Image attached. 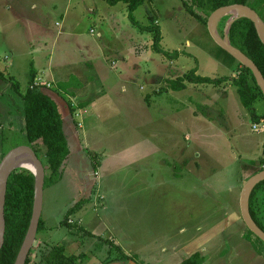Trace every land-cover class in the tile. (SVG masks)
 I'll use <instances>...</instances> for the list:
<instances>
[{
  "label": "rangeland",
  "instance_id": "rangeland-1",
  "mask_svg": "<svg viewBox=\"0 0 264 264\" xmlns=\"http://www.w3.org/2000/svg\"><path fill=\"white\" fill-rule=\"evenodd\" d=\"M8 1L11 5L0 0V159L25 142L22 102L14 86L18 84L22 93L27 87L38 86L44 92L50 88L28 83L31 70L47 66L44 56L33 51L39 46L38 36L46 40L42 53L53 50L54 58L64 43L60 37L55 46L61 28L55 21L78 29L80 23L83 35L103 46L99 58L111 83L105 94L84 106L78 131L81 136L85 130L86 141L81 139L80 150L63 163L59 179L43 186L40 218L45 222L36 233L31 257L37 258L41 245L61 243L67 253L84 254L79 264H103L107 255L116 253L112 240L135 250L139 255L132 256L139 264L144 258L149 264H177L179 256L171 251L191 239L186 234L196 222L198 233L205 232L204 264L214 259L238 264V249L252 245L241 239L236 225L221 232L215 224L224 210L236 209L240 216L241 187L263 168L257 160L263 154L264 119L251 120L230 82L166 88L167 79L192 68L203 76H236L237 60L219 50L207 26L186 11L182 0H143L133 11L139 25L128 20L122 1L114 5L106 0ZM33 3L50 15L39 13ZM114 14L116 21L110 17ZM141 24L159 26L160 47L177 51V58L154 51L152 33ZM70 35L71 29L63 34L68 41ZM164 88L167 91H161ZM253 105L259 115L264 113L263 98ZM37 146L44 161L45 147ZM96 152H102V158ZM97 162L100 166L93 171ZM259 196L256 217L264 227V190ZM80 199L86 200L67 217L73 226L63 224L67 210ZM180 224L186 231L179 238L173 233ZM75 225L93 234L76 232ZM257 246L264 248V243Z\"/></svg>",
  "mask_w": 264,
  "mask_h": 264
},
{
  "label": "trees",
  "instance_id": "trees-1",
  "mask_svg": "<svg viewBox=\"0 0 264 264\" xmlns=\"http://www.w3.org/2000/svg\"><path fill=\"white\" fill-rule=\"evenodd\" d=\"M109 4H115L119 1L126 3L127 15L129 20L138 24L134 18L133 11L143 2V0H106ZM242 3L253 8L262 21L264 22V0H182V4L186 11L196 20L206 25L208 15L215 8L232 4ZM229 15L222 16L218 21L219 34L222 36V27L225 25ZM220 24V25H219ZM139 25V24H138ZM221 26V27H220ZM141 29L152 33L151 48L159 53L165 54L170 58H177L178 52H168L160 47V28L156 24L140 25ZM228 39L230 43L240 49L248 56L259 68L264 77V44L260 41L252 21L246 17L236 18L230 25L228 30ZM219 50L224 52L227 57L236 60L233 56L219 47ZM237 75L232 77H209L196 73V69L192 68L185 71L181 75L166 80V84L172 90H181L186 87L187 83L193 84H211L213 86L224 82L232 83L237 90L242 105L249 111L250 118L253 122H258L264 119V113L259 115L254 108V102L257 99L263 98L259 86L256 83L252 71L246 66L237 61ZM31 82L34 78V72L30 71ZM0 78L3 74L0 71ZM74 77H72L73 79ZM71 79V81H72ZM71 81L58 82L57 88L68 87L72 84ZM14 91L18 93V97L22 102V116L25 142L32 147L37 156L40 151L37 144H42L45 147L44 161H42L45 169L44 185L46 182L53 183L57 181L61 174V167L66 159L69 149L67 140L62 129L61 114L58 110L56 102L40 87H27L21 93L17 84L14 86ZM165 89V88H164ZM55 91L57 89H54ZM161 90V89H159ZM5 154V153H4ZM2 154L1 156H3ZM40 158V157H39ZM41 159V158H40ZM259 166L264 167V148L263 154L257 160ZM264 190V180L255 185L250 193L248 200V209L251 217L256 224L264 230V227L257 219L258 206L260 203V192ZM34 193V174L26 168H16L12 171L7 180L5 204H4V219L5 233L2 247L0 248V264H13L24 239L29 219L31 216V208ZM85 199L76 201L66 212L63 224L73 226L67 222V217L75 209L79 208ZM260 208V207H259ZM43 226V221L39 219L38 229ZM76 232L81 231L83 234L92 235L79 225H75ZM244 237L251 242L256 248L257 242H263L255 236L247 227ZM254 237V238H253ZM109 242V241H107ZM264 243V242H263ZM110 246L115 249V255H107L102 261L103 264L111 261H119V264H139L136 259L123 251L120 245L111 243ZM33 249V248H32ZM32 249H30L25 264H79V261L84 254L67 253L65 246L61 243L53 245H41L37 249V258L31 257ZM202 257L198 252L193 253L180 264H200Z\"/></svg>",
  "mask_w": 264,
  "mask_h": 264
},
{
  "label": "crops",
  "instance_id": "crops-1",
  "mask_svg": "<svg viewBox=\"0 0 264 264\" xmlns=\"http://www.w3.org/2000/svg\"><path fill=\"white\" fill-rule=\"evenodd\" d=\"M7 2L8 4L11 5V3L8 0ZM71 3H72V0H71ZM111 5H114V4H111ZM32 6L37 7L39 13L50 15L49 12L51 11L48 12V11L39 10L40 5L37 6L33 3ZM125 6H126V3H125ZM124 16L125 15L123 13V17ZM126 16L128 18L127 7H126ZM110 17L112 18V20L116 21V18H114L116 17L115 14L111 15ZM54 24L56 26L61 27L57 30L55 38H54L56 42L55 46L60 37H62V40L64 41V43L60 44L59 47H57V50H56L57 55L54 58L53 50H51V52H48V53L45 52V54L42 53V50L45 47L42 44L46 40L42 35L38 36L37 41H38L39 46L33 49V51L44 56V58L47 61V66L46 68L38 72L36 70V72H34V78L32 82L30 81L31 80L30 79L28 84L37 83V84H45V85L49 84L50 85V88L49 87H48L49 89L45 88V90H46V93L49 94V96H51V98L57 103L58 110L61 114L62 129L66 137L67 145L69 149V153L66 157L67 159L72 152H78L80 150L82 140L86 141L85 130L82 131L81 136L78 131V129H81V126H82L79 118L85 112L83 110L84 106H86V104H89L95 101L96 98L100 94H105L106 93L105 88L108 86V84H111V83L109 81L110 74L102 70L101 61L99 58L101 56L103 57L102 51H101L103 46L101 45L99 46L98 44H96V41H95L96 39H92L90 37L88 38L85 35H83L82 29L80 28V23L78 24L79 29L76 28V26L73 28L66 27L63 22L55 21ZM114 25L116 27H119L116 22H114ZM144 25H147V24H144ZM43 27H44V23H43ZM68 29L72 30V35H70L72 37L70 39L71 41H68L67 37L63 36V34H65L66 30ZM87 31L92 34L93 29L89 28ZM96 35L101 36V33L97 32ZM53 45L54 44H52V46ZM95 60H98V61L95 62ZM112 63L113 61L111 62V64ZM112 65L114 66V64ZM72 77L74 78L72 79ZM103 79L104 80L106 79L105 82H103ZM67 81H71L72 84L66 88L64 87L57 88L58 82H67ZM54 89H57V90L55 91ZM161 91H167V90L165 88V89H162ZM16 95L18 96V93ZM116 133L117 132H115L113 135H115ZM96 153H98L99 155L101 154L100 156L102 158V152H96ZM66 159L64 160V162L66 161ZM100 160L101 159H98L99 162ZM99 162H97L96 166H94L95 169H93V171H96V167L100 166ZM126 165H129V164H126ZM61 170H62V167H61ZM89 173L90 171H88L87 174L89 177H91ZM87 183L88 182H86L85 184L86 187L89 186V184ZM43 202H44V198H42V207H43ZM218 206L219 205H217L216 207L213 206L212 212H214L215 209H218ZM191 221L192 219L188 220V222H191ZM43 222L45 221L43 220ZM243 223L244 222L241 218V215L239 216L237 214V210L235 209V211L229 210V212L226 210L222 211L221 217H219L215 225L219 228L221 232H226L230 227L236 225L237 229L239 230V235L241 236V239H243L244 242H246V245L249 244L251 246L252 245L251 242L244 237V234L246 231L243 232V227L246 228V225ZM196 225H197L196 222L194 224H191L190 225L191 228H189L191 234H186L188 238H191V239L188 240L183 247L181 246L182 248H177L171 251L173 255L176 254L177 256H179V260H177L178 261L177 264H180L182 260L186 259L187 257H189L190 255L196 252H198L199 255L202 257V261L200 264L205 263L204 254L202 253V250H204V248H202L203 240L201 237V235L205 234V232L203 231V234L198 233ZM193 228H194L195 234H192ZM185 231H186V227L182 228L180 224L178 226L177 233L174 232L173 236L177 234L178 237L180 238L181 233ZM198 235L201 237L199 240H198V237H199ZM111 242L114 243L112 240ZM118 245H120L123 251L127 254L134 255L135 257L136 255H139L135 250H129V249L124 248V246L121 243ZM162 249H164V247ZM243 250H244L243 248L238 249V251L240 252L239 253L240 261L238 262V264H264V248L259 247V246L255 248L252 245L251 247L246 248L244 251ZM161 251L163 253L166 252L165 250H161ZM139 258L141 261L143 260V257H139ZM144 259L145 260L143 264H149L148 259L147 258H144ZM172 260H170V263H172ZM226 263L229 264L228 260L226 261ZM212 264H219V263L217 259H214L212 261Z\"/></svg>",
  "mask_w": 264,
  "mask_h": 264
},
{
  "label": "water",
  "instance_id": "water-1",
  "mask_svg": "<svg viewBox=\"0 0 264 264\" xmlns=\"http://www.w3.org/2000/svg\"><path fill=\"white\" fill-rule=\"evenodd\" d=\"M226 14H231V16L226 20L223 35L221 36L217 31L216 24L217 21ZM238 17H246L252 21L260 41L264 44V22L253 8L242 3L222 5L211 11L206 20L207 30L219 47L252 71L256 83L264 95V77L261 71L248 56L240 49L233 46L228 39L229 27ZM23 158L29 159L34 167V170L29 169L34 174V193L28 227L13 264H25L26 257L36 237L42 209L45 177L44 165L31 146L27 144L16 145L10 148L0 159V248L2 247L5 233L4 204L7 180L14 169L23 167L18 164L19 161L24 160ZM13 164H16V166ZM262 180H264V167L246 179L239 193V209L241 218L246 227L264 242V230L256 224L248 209L250 193L255 185ZM106 264H119V261L115 260L107 262ZM132 264L135 263L132 262Z\"/></svg>",
  "mask_w": 264,
  "mask_h": 264
},
{
  "label": "bare ground",
  "instance_id": "bare-ground-1",
  "mask_svg": "<svg viewBox=\"0 0 264 264\" xmlns=\"http://www.w3.org/2000/svg\"><path fill=\"white\" fill-rule=\"evenodd\" d=\"M24 160H21L18 162V164L22 165L23 167L24 166H27L29 167L31 170H34V167L32 166L31 164V161L27 158H23ZM14 166H16V164H13Z\"/></svg>",
  "mask_w": 264,
  "mask_h": 264
},
{
  "label": "built area",
  "instance_id": "built-area-1",
  "mask_svg": "<svg viewBox=\"0 0 264 264\" xmlns=\"http://www.w3.org/2000/svg\"><path fill=\"white\" fill-rule=\"evenodd\" d=\"M34 85H38V84H37V83H35ZM68 221H69V222H72V220H71V219H68Z\"/></svg>",
  "mask_w": 264,
  "mask_h": 264
}]
</instances>
